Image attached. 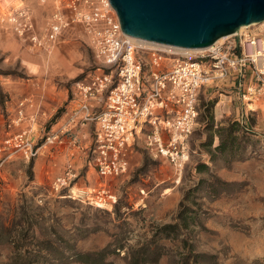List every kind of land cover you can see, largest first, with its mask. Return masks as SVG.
Wrapping results in <instances>:
<instances>
[{"label":"rangeland","instance_id":"1","mask_svg":"<svg viewBox=\"0 0 264 264\" xmlns=\"http://www.w3.org/2000/svg\"><path fill=\"white\" fill-rule=\"evenodd\" d=\"M23 1L0 4V264H264V106L248 109L227 82L200 92L191 156L180 177L142 142L130 153L126 174L99 177L89 165L93 123L79 147L30 160L9 155L4 140L30 124L10 121L21 101L34 102L27 114H36L39 141L72 106L78 82L103 68L80 24H71L49 51L19 38L6 21L13 6L28 4L43 31L56 7L55 0ZM233 121L242 126L238 140L220 151L218 129ZM69 163L78 173L75 198L50 187ZM100 183L118 195L113 206L85 198Z\"/></svg>","mask_w":264,"mask_h":264},{"label":"built area","instance_id":"2","mask_svg":"<svg viewBox=\"0 0 264 264\" xmlns=\"http://www.w3.org/2000/svg\"><path fill=\"white\" fill-rule=\"evenodd\" d=\"M55 3L45 31L28 4L13 8L6 21L19 38L46 51L55 46L71 24H80L104 69L90 80L78 82L72 106L39 141L33 137L36 114H27L34 102L21 101L10 121L14 125H23L25 121L30 124L4 140V149L9 150L10 156L20 153L30 160L60 147H79V129L93 123L89 165L99 177L110 180L126 174L130 153L140 142L154 158L171 164L180 177L190 160V137L198 124L199 96L204 86L227 82L238 89L239 97L248 106L256 102L264 106L261 30L234 34L197 58L174 56L172 61L164 53H175L142 45L139 39L125 34L109 0ZM248 109L256 110L250 106ZM77 176L76 168L69 163L64 172L53 178L51 191L78 197L75 186H71ZM84 196L100 207L113 206L118 201L108 183L89 188Z\"/></svg>","mask_w":264,"mask_h":264},{"label":"water","instance_id":"3","mask_svg":"<svg viewBox=\"0 0 264 264\" xmlns=\"http://www.w3.org/2000/svg\"><path fill=\"white\" fill-rule=\"evenodd\" d=\"M121 30L177 48H207L242 26L264 22V0H109Z\"/></svg>","mask_w":264,"mask_h":264},{"label":"bare ground","instance_id":"4","mask_svg":"<svg viewBox=\"0 0 264 264\" xmlns=\"http://www.w3.org/2000/svg\"><path fill=\"white\" fill-rule=\"evenodd\" d=\"M18 1V0H17ZM23 1V0H21ZM8 3V0H0V4L1 5H6ZM22 5V2L20 4H18L17 6H13V8L15 7H18ZM4 8V7H3ZM258 25L259 29L264 32V22L262 23H255V24H252V25H245V26H242L236 33L234 34H239V33H242V32H247L246 29L247 28H251L252 26H256ZM234 34H231V35H228V36H224V37H221L220 39H218L213 45H216V44H221L223 43L227 38L233 36ZM140 43L144 44L145 46H149L151 48H157V49H160V50H163V51H176V52H173V53H177V52H188L187 55L191 54L192 55V52H196V51H205L206 49L212 47L213 45H211L210 47H207V48H196V49H193V48H177V47H172V46H167V45H160V44H154L152 42H148V41H144V40H141L139 39L138 40ZM261 43H258V45H260ZM250 50H252V47L249 46ZM178 54H182V53H178ZM166 57V56H165ZM172 58L171 60H175V57L174 56H171L169 57L168 56V59Z\"/></svg>","mask_w":264,"mask_h":264},{"label":"trees","instance_id":"5","mask_svg":"<svg viewBox=\"0 0 264 264\" xmlns=\"http://www.w3.org/2000/svg\"><path fill=\"white\" fill-rule=\"evenodd\" d=\"M242 126L240 125L239 121H233L231 122L227 127H221L218 129L220 143L217 146V149L220 151H226L230 148H233V146L236 144L238 140L237 132L240 131V128ZM202 167H207L199 165L198 168L202 169ZM174 225H169L167 228H173Z\"/></svg>","mask_w":264,"mask_h":264},{"label":"crops","instance_id":"6","mask_svg":"<svg viewBox=\"0 0 264 264\" xmlns=\"http://www.w3.org/2000/svg\"><path fill=\"white\" fill-rule=\"evenodd\" d=\"M237 94H238V92H237ZM91 125L92 124H88L86 127H82L81 129H79V135H80L81 141H82L81 143L86 142V141L89 140L90 133H91V128H90ZM69 148L70 147L66 146V147H60L59 149L66 151Z\"/></svg>","mask_w":264,"mask_h":264}]
</instances>
